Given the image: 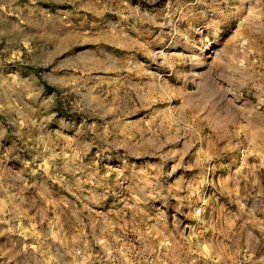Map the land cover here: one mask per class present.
Segmentation results:
<instances>
[{
  "label": "rangeland",
  "instance_id": "1",
  "mask_svg": "<svg viewBox=\"0 0 264 264\" xmlns=\"http://www.w3.org/2000/svg\"><path fill=\"white\" fill-rule=\"evenodd\" d=\"M148 254L264 264V0H0V264Z\"/></svg>",
  "mask_w": 264,
  "mask_h": 264
},
{
  "label": "built area",
  "instance_id": "2",
  "mask_svg": "<svg viewBox=\"0 0 264 264\" xmlns=\"http://www.w3.org/2000/svg\"><path fill=\"white\" fill-rule=\"evenodd\" d=\"M196 215L201 214V210H195ZM144 264H166L163 260H160L156 255L148 254L144 259Z\"/></svg>",
  "mask_w": 264,
  "mask_h": 264
}]
</instances>
